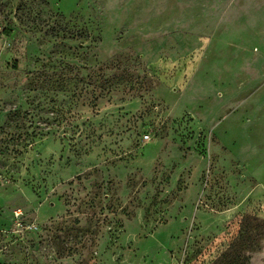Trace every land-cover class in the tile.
<instances>
[{"label": "rangeland", "instance_id": "374dc122", "mask_svg": "<svg viewBox=\"0 0 264 264\" xmlns=\"http://www.w3.org/2000/svg\"><path fill=\"white\" fill-rule=\"evenodd\" d=\"M0 264H264V0H0Z\"/></svg>", "mask_w": 264, "mask_h": 264}, {"label": "built area", "instance_id": "2783aa9c", "mask_svg": "<svg viewBox=\"0 0 264 264\" xmlns=\"http://www.w3.org/2000/svg\"><path fill=\"white\" fill-rule=\"evenodd\" d=\"M146 137H147V135H146Z\"/></svg>", "mask_w": 264, "mask_h": 264}]
</instances>
